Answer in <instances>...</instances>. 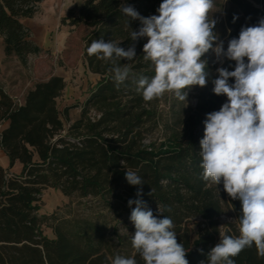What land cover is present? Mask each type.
I'll use <instances>...</instances> for the list:
<instances>
[{
	"label": "trees",
	"instance_id": "16d2710c",
	"mask_svg": "<svg viewBox=\"0 0 264 264\" xmlns=\"http://www.w3.org/2000/svg\"><path fill=\"white\" fill-rule=\"evenodd\" d=\"M42 1L0 0L4 52L17 56L24 65L30 55L42 51L23 22L36 14ZM122 3L149 17L158 15L162 0H84L78 15L70 18L71 25L83 23L90 29L84 38V60L88 70L100 77L76 118L71 117V106L61 110L58 105L66 88L61 75L36 82L21 101L0 87V126L8 122L0 129V147L9 157L10 167L16 161L22 164L20 174H11L0 165V264H112L109 224L115 222L112 231L116 236L118 223L130 220L135 205L130 208L128 201L137 199L140 188V198L154 215L163 218L159 207L173 220L177 242L187 250L189 264L207 261V253L220 235H239L241 202L231 199L222 183L217 186L218 193L216 185L201 178L202 115L217 111L227 100L212 91L211 81L218 74L201 88L196 116L185 119L173 113L175 124L185 122L183 136L175 131L168 141L155 143L148 140L149 131L159 121L153 104L158 98L144 101L131 79L117 87L109 71L111 63L88 56L87 47L93 40L121 42L119 46L125 49L133 43L131 29L138 30L141 23L131 20L128 27L129 18L119 8ZM234 15L238 17L235 23ZM260 18H264V0H228L222 21L225 50L242 26L255 25ZM145 43L146 37L137 42L133 61L118 63H128L133 75L151 77L153 66L143 59ZM234 66L235 62L227 59L221 64L230 71ZM126 169L136 172L145 183L130 185ZM47 188L78 198L84 214L61 217L57 211L40 213ZM94 207L97 210H92ZM226 216L229 218L224 220ZM46 226L53 236L45 233ZM132 250L137 264H144ZM233 259L235 264H264L254 245Z\"/></svg>",
	"mask_w": 264,
	"mask_h": 264
},
{
	"label": "clouds",
	"instance_id": "9594fccd",
	"mask_svg": "<svg viewBox=\"0 0 264 264\" xmlns=\"http://www.w3.org/2000/svg\"><path fill=\"white\" fill-rule=\"evenodd\" d=\"M119 8L129 18V28L131 20L141 23L138 30L131 29L133 43L125 49L119 46L121 42L101 38L92 41L87 54L111 63L109 71L117 87L131 79L146 102L165 92L187 102L186 89L203 88L208 83V61L201 58L210 50L216 62H235L231 71L217 68L218 75L211 81L213 93L227 100L218 111L206 114L199 154L202 180L216 187L222 183L227 195L241 202L239 235H220L219 242L207 253V261L200 264H235L233 258L253 245L258 257L264 258V18L255 25L242 26L238 37L228 40L225 50L224 41L214 32L217 20L210 16L214 0H162L158 15L149 17L141 16L131 5L122 3ZM237 19L234 15L233 23ZM228 31L230 35L231 29ZM145 37L143 59L153 66L155 74L151 77L133 75L128 63H118L133 61L137 57L136 44ZM125 179L132 186L145 183L140 175L127 169ZM142 195L140 188L137 199L128 201L130 208L135 205L129 219L135 228L131 243L136 253L144 264H189L187 250L177 242L173 220L159 207L163 218L154 215L140 198ZM112 264L137 261L117 255Z\"/></svg>",
	"mask_w": 264,
	"mask_h": 264
},
{
	"label": "rangeland",
	"instance_id": "374dc122",
	"mask_svg": "<svg viewBox=\"0 0 264 264\" xmlns=\"http://www.w3.org/2000/svg\"><path fill=\"white\" fill-rule=\"evenodd\" d=\"M227 3L228 0H214L213 14L210 13V16L212 15V18L217 20L214 32H217L223 41L222 21L225 17ZM43 12L44 10L41 6H38V11L34 17L24 20L31 31L32 37L42 47V51L37 54V58L33 56L34 58L30 59L26 65L19 63L14 58H9L8 68L4 73L3 71L0 73V82L4 81V79L7 82L11 79H16L17 83L21 85L19 88H14L12 93L14 98L22 100L23 97L20 91L28 79L32 78L33 84H35L48 79L51 74H63L67 79L68 87L62 94L63 96L59 97L58 105L61 110L71 106V117L76 118L80 114L81 106L87 99L90 90L100 78L99 75L88 70L84 60V38L90 29L83 23L72 27L66 21L61 23L59 28L52 25L43 27L44 23L40 22ZM72 14V12L69 13V16ZM201 59L208 61L206 70L209 81L212 76L217 75L216 69L221 67V63L216 62L215 54L211 50ZM186 91L188 92L187 102L180 101L170 92H165L154 101L153 104L159 121L157 126L149 131L150 138L148 142L161 143V141H168L175 131L183 136L185 133V122L180 125L175 124L173 113H180L185 119H188L193 114L196 116L198 113L195 108L203 93L200 86H191ZM175 100L180 101L182 103L181 106H174ZM91 114L94 115V111ZM202 118L203 120L206 119L205 113ZM203 136L204 132H201V139ZM5 157L0 147V162L5 161ZM79 201L76 197L65 196L59 189L47 188L42 194L40 213L50 214L57 211L61 217L81 215L84 212L82 210L83 206ZM92 210H97V208L94 207ZM228 218L226 216L223 219L227 220ZM114 223L111 222L109 224L111 230L109 231L108 247L111 259L114 260L117 255L133 258L132 243L128 239L135 232L134 225L130 220L123 219L118 223L115 236L112 231ZM44 230L47 235L53 236V231L50 227L46 226ZM122 238L123 240L121 241Z\"/></svg>",
	"mask_w": 264,
	"mask_h": 264
},
{
	"label": "crops",
	"instance_id": "0c3cea01",
	"mask_svg": "<svg viewBox=\"0 0 264 264\" xmlns=\"http://www.w3.org/2000/svg\"><path fill=\"white\" fill-rule=\"evenodd\" d=\"M84 0H43L41 3H39V6L44 10L42 13V18H40V22H43V27L52 25L57 28L61 25L63 22H67L68 25L70 24V18L72 16H77L79 13V9L81 8ZM75 8V9H74ZM73 13L72 15L69 16V13ZM34 17V16H33ZM32 18V17H31ZM29 19L25 18L24 20ZM38 22V21H37ZM25 23V22H24ZM26 25V24H25ZM76 26V25H72ZM33 38V37H32ZM35 40V38H33ZM36 42V40H35ZM37 43V42H36ZM38 44V43H37ZM37 58V54H32L29 56V59H33L34 57ZM9 58H14L16 59L19 63L21 62L17 56H7L4 52V46H3V37L0 35V73L8 68L7 63L9 61ZM28 64V62H27ZM24 66V65H23ZM52 75H61L64 77L63 74L60 73H54ZM50 76V77H51ZM49 77V78H50ZM18 78V77H17ZM65 78V77H64ZM66 80V88L68 87L67 79ZM21 84L17 83L16 79H11L9 82L4 79V81L0 82V87H2L8 94H10L12 97L13 95V90L14 88H19ZM34 86L32 78L26 81V83L23 85L21 88L20 94H22V97L24 99V96L26 92ZM66 88L64 89L63 93L65 92ZM63 96V95H62ZM22 99V100H23ZM8 125V122H5L0 126V129L5 128ZM2 149V148H1ZM2 152L5 154V161L0 162V165H2L5 169H9V172L11 174H20L22 171V164L20 161H16L15 164L10 167V159L2 149Z\"/></svg>",
	"mask_w": 264,
	"mask_h": 264
},
{
	"label": "built area",
	"instance_id": "2783aa9c",
	"mask_svg": "<svg viewBox=\"0 0 264 264\" xmlns=\"http://www.w3.org/2000/svg\"><path fill=\"white\" fill-rule=\"evenodd\" d=\"M16 99V98H15ZM17 101H21L20 99H16ZM94 115H96V113L94 112Z\"/></svg>",
	"mask_w": 264,
	"mask_h": 264
}]
</instances>
